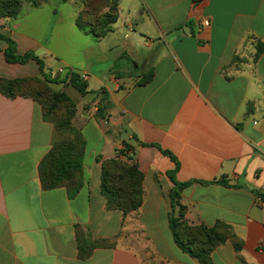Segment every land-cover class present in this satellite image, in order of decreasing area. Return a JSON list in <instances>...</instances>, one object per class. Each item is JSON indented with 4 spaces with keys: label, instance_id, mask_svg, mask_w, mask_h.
Wrapping results in <instances>:
<instances>
[{
    "label": "crops",
    "instance_id": "crops-1",
    "mask_svg": "<svg viewBox=\"0 0 264 264\" xmlns=\"http://www.w3.org/2000/svg\"><path fill=\"white\" fill-rule=\"evenodd\" d=\"M116 1L117 20L99 40L75 26L82 0H23L16 17L0 18V34L43 70L7 63L0 42V79H49L60 69L51 85L66 93L69 74H85L80 96L91 97L75 103L83 186L69 197L40 186L38 164L53 140L41 106L0 93V264H201L169 229L173 170L190 183L180 194L184 218L225 224L241 243L239 252L229 240L217 246L211 264H264V0ZM59 3L75 9L62 13ZM100 90L104 119L96 117ZM124 144L144 189L141 207L126 216L107 210L100 193L101 163ZM77 226L113 246L79 258Z\"/></svg>",
    "mask_w": 264,
    "mask_h": 264
},
{
    "label": "trees",
    "instance_id": "trees-1",
    "mask_svg": "<svg viewBox=\"0 0 264 264\" xmlns=\"http://www.w3.org/2000/svg\"><path fill=\"white\" fill-rule=\"evenodd\" d=\"M23 0H0V18L16 17L20 13ZM33 6H38L40 0H25ZM66 1V0H63ZM118 17L116 0H82L80 10L75 19L76 28L90 35L95 40L105 37ZM0 42L6 45L4 58L7 63L24 64L34 61L41 75H43L42 61L32 52L19 55L16 52L15 42L0 34ZM257 50V55L260 52ZM152 78V72L145 73L138 84L143 85ZM55 83L42 78L0 79V93L13 98L17 95L31 97L41 106L43 120L49 122L53 128V140L49 151L38 164L37 173L40 186L43 190L65 188L69 197H73L83 186L82 166L85 150V140L79 129L72 125L76 114V104L64 91H55L50 85ZM70 86L81 95H86V83L78 74L70 73ZM102 94L96 117L104 119L102 114L108 108L106 92ZM131 147L124 144V148L117 150L115 156L101 163L100 193L105 200L107 210H118L123 216L136 212L143 201V176L132 159L127 156ZM174 158L168 152L161 151ZM124 157L125 159H122ZM175 170L168 176L173 183L169 193L170 214L169 229L176 247L183 253L197 259L201 264H211V253L226 240L232 243L236 252L241 249V243L233 234L231 228L217 223L212 227L203 224H190L183 214L179 203L181 191L190 183H179L174 178ZM226 184V182L221 181ZM264 202V195L260 196ZM78 255L86 259L96 248L112 247L111 240H95L79 226L75 228Z\"/></svg>",
    "mask_w": 264,
    "mask_h": 264
},
{
    "label": "rangeland",
    "instance_id": "rangeland-1",
    "mask_svg": "<svg viewBox=\"0 0 264 264\" xmlns=\"http://www.w3.org/2000/svg\"><path fill=\"white\" fill-rule=\"evenodd\" d=\"M52 7H53V5L52 4H45L44 5V7H43V9H42V13H41V16H42V18H44V15H45V13L48 11V10H50V9H52ZM57 7L59 8H61L62 10H61V12L62 13H64V11H66L67 13L66 14H68V13H70L73 9H75V5L74 4H72V3H59L58 5H57ZM48 78H49V74H48ZM48 80H50V81H54V82H59L60 80H59V77L57 76L55 79H51V78H49ZM50 88L52 89V90H55V91H60V88L58 87V86H56V85H50ZM66 93H67V95L70 97V99L74 102V103H78V101L79 100H84V101H86V100H90L91 99V97L90 96H87V97H85V96H80V94L77 92V91H75L73 88H69V89H67V91H66ZM73 121V120H72ZM74 123H72V125H73ZM74 127H76L75 125H73ZM77 128V127H76Z\"/></svg>",
    "mask_w": 264,
    "mask_h": 264
},
{
    "label": "built area",
    "instance_id": "built-area-1",
    "mask_svg": "<svg viewBox=\"0 0 264 264\" xmlns=\"http://www.w3.org/2000/svg\"><path fill=\"white\" fill-rule=\"evenodd\" d=\"M203 27H205V26H207L208 25V23H207V21H203L202 22V24H201ZM60 73H62V70H58V71H52V72H49L48 74H49V78H51V79H55L57 76H59V74ZM79 77H80V79L81 80H83V81H85L86 79H87V77H86V75L85 74H80L79 75Z\"/></svg>",
    "mask_w": 264,
    "mask_h": 264
}]
</instances>
